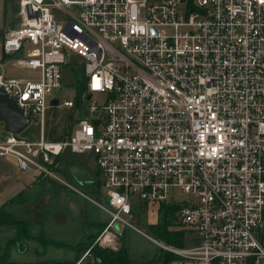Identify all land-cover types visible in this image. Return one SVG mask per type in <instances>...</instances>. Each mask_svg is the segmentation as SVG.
I'll return each mask as SVG.
<instances>
[{
  "label": "built area",
  "instance_id": "1",
  "mask_svg": "<svg viewBox=\"0 0 264 264\" xmlns=\"http://www.w3.org/2000/svg\"><path fill=\"white\" fill-rule=\"evenodd\" d=\"M17 17L2 58L30 75L0 62V89L29 124L41 126L53 99L85 101L91 116L58 141L40 127L35 140L0 139V157L83 197L54 160L92 155L108 220L70 264L92 260L93 247L117 251L125 230L173 256L165 264H264V0H19ZM65 67L85 89L59 104L49 95ZM133 196L177 205L181 246L136 226Z\"/></svg>",
  "mask_w": 264,
  "mask_h": 264
},
{
  "label": "rangeland",
  "instance_id": "2",
  "mask_svg": "<svg viewBox=\"0 0 264 264\" xmlns=\"http://www.w3.org/2000/svg\"><path fill=\"white\" fill-rule=\"evenodd\" d=\"M18 2L19 0H8L12 13L8 27H11L15 21L13 14L18 9ZM50 11L58 17L63 15L58 10L50 9ZM17 74L21 76L30 75L29 72L21 70H17ZM79 78V73L75 72L74 74L70 72L68 67L63 68L61 88L53 90L49 96L56 97L59 104L66 100L76 102L77 99L80 101L79 96H81V93H78L76 87V79ZM91 101L97 104L101 102L96 94H92ZM82 117L88 119L91 117L87 113L85 101H82L81 107L72 109L61 105L46 106L41 126L38 124V120L35 119V123L31 122L20 132V135L26 139L35 140L39 137L40 127L44 138L52 140L64 131H66L64 132L65 135L72 131L75 128L76 121ZM1 133L0 130V135ZM56 170L66 182L86 197L45 177L41 178L38 184L31 189L33 196L24 195L22 200L26 202L24 206L14 207L12 205L8 208L11 209L10 212L0 208V221H5L4 225H0V256L6 252L9 264H33L42 260L73 261L77 255L75 250L67 246H43L35 238L26 239L20 236L16 241L7 243L8 239L16 232L15 225L9 223L12 218L22 221L26 225V232L34 237L41 235L44 238L50 237L49 235H55V227H64V241L70 245L79 242L91 243L93 236L100 232L98 230H101L99 223L108 220L107 213L94 204L96 202L102 206H107L100 188L101 179L92 155L64 151L60 162L53 168L54 172ZM172 191L175 200L185 199L182 192ZM40 200H46L45 204L40 203ZM130 206L134 213L136 226L148 236L155 238L149 229V225L157 223L161 217L157 204H137L136 198L133 196L130 198ZM175 220L177 222L176 217ZM177 228L180 230L179 226ZM124 236L127 254L131 259L144 261L151 258L155 251L158 254L160 253V250L151 241L132 230H125ZM156 258L153 264H157ZM82 264L93 263H89L88 258H86Z\"/></svg>",
  "mask_w": 264,
  "mask_h": 264
},
{
  "label": "crops",
  "instance_id": "3",
  "mask_svg": "<svg viewBox=\"0 0 264 264\" xmlns=\"http://www.w3.org/2000/svg\"><path fill=\"white\" fill-rule=\"evenodd\" d=\"M13 16L15 17V21L13 22L11 27H8L9 23L11 22L12 13H11V10L9 8L8 0H0V62L3 63V67H4L6 74L18 76L17 70H15V68L11 67L9 59H7V58L3 59L2 58L3 54H2V50H1V41H2V36H3L4 31L7 29H10V28H13L18 23L17 10L14 12ZM3 128H4V123L0 120V130L2 132L0 135V139H2L4 137V135L6 134V132L4 131ZM64 132H66V131H64ZM64 132H62L60 135H58L55 139H52L51 141H58L60 139H63L64 135H65ZM63 153L60 156H58L57 158H55V160H54L55 165L58 162H60ZM63 174H64V172H63ZM39 180H41V178L35 176L31 172L19 170L17 168V165H16L14 158H12L10 156L0 157V208H2L4 211L10 212L11 209H8V208L10 206L12 207V205L14 207L15 206H22V205L24 206L26 203V202L22 201L24 195L28 194L29 197L33 196L31 189L38 184ZM51 181L58 184V185L64 186V185L59 184L53 180H51ZM44 196H47V195H44ZM45 202H46V200H40V203L45 204ZM16 220H17V218H16ZM18 221H20V220H18ZM102 223L105 224V222H102ZM102 223H99V224H102ZM0 225H4V224H0ZM25 227H26V225H25ZM15 231H16V226H15ZM15 234H16V232H15ZM20 236L25 237L24 235L21 234L17 237V239ZM28 236L29 237H25V238L26 239L35 238L40 243H41L40 239H45V240L48 239V240H52L55 242L63 243L65 245H70L64 241V227H62V228H56L55 227V235H49L50 237L44 238L42 235L34 237V236H31L30 234H28ZM79 243H83V242H79ZM79 243H76V244H79ZM76 244H74V245H76ZM41 245L45 246V245H52V244L41 243ZM71 245H73V244H71ZM55 247H57V246H55ZM59 247H62V246H59ZM6 260H7V258H6ZM42 261H48V260H42ZM38 262H41V261H38ZM35 263H37V262H34L33 264H35ZM89 263L95 264L92 260H90ZM8 264H9V262H8Z\"/></svg>",
  "mask_w": 264,
  "mask_h": 264
},
{
  "label": "trees",
  "instance_id": "4",
  "mask_svg": "<svg viewBox=\"0 0 264 264\" xmlns=\"http://www.w3.org/2000/svg\"><path fill=\"white\" fill-rule=\"evenodd\" d=\"M85 89L84 87V80L81 79L80 84L77 86L78 93L83 92ZM159 212L161 217L159 221L155 224L149 225V229L152 232V235L161 243L172 245V246H181L183 243L182 239V231L179 230L178 224L175 220V210L177 205L174 204H160L158 206ZM11 219V218H10ZM5 221H0V224H3ZM8 223V222H6ZM10 224H14L16 226V234L8 240L7 243H12L16 241L19 235H24L25 237H29L26 233L25 224L22 221H18L14 218L11 219L9 222ZM99 228L102 229L104 227V223L99 224ZM100 231V230H98ZM41 243L43 244H52L54 246H64L65 244L60 242H55L48 239H40ZM90 243H79L76 245H65L77 252L75 259L78 257V253L83 251ZM90 254L92 257V261L95 264H136L128 260L127 248H126V241L125 236L123 234L121 239V246L120 248L113 252L107 249H101L98 247H93L90 250ZM157 264H165L169 261L173 256L169 254H162L161 252L156 254ZM7 253L5 252L3 255L0 256V264H8L7 260ZM74 259V260H75ZM73 260V261H74ZM72 261H41L35 264H70Z\"/></svg>",
  "mask_w": 264,
  "mask_h": 264
},
{
  "label": "water",
  "instance_id": "5",
  "mask_svg": "<svg viewBox=\"0 0 264 264\" xmlns=\"http://www.w3.org/2000/svg\"><path fill=\"white\" fill-rule=\"evenodd\" d=\"M89 98V94H87L86 99ZM56 99L50 101L51 106L56 105ZM0 120L4 123V131L11 132L14 134H18L25 129L30 122V118L23 117L21 115V111L18 107H16L14 101L9 98L1 89H0ZM156 251L153 253L151 258L148 260H135L128 258L133 263L136 264H153L156 258Z\"/></svg>",
  "mask_w": 264,
  "mask_h": 264
}]
</instances>
